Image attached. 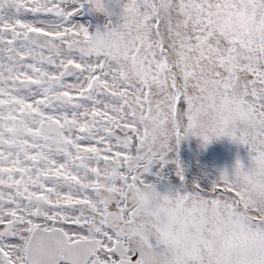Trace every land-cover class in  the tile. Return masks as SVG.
I'll return each mask as SVG.
<instances>
[{
	"label": "snow or ice",
	"instance_id": "6c2138e0",
	"mask_svg": "<svg viewBox=\"0 0 264 264\" xmlns=\"http://www.w3.org/2000/svg\"><path fill=\"white\" fill-rule=\"evenodd\" d=\"M119 3L127 65L69 0H0V264H264V50L244 38L253 51L234 62L235 42L210 31L214 0ZM256 32L264 0H251ZM209 82L251 101L258 125L218 133L251 162L161 195L144 176L175 163L184 179L168 157Z\"/></svg>",
	"mask_w": 264,
	"mask_h": 264
},
{
	"label": "clouds",
	"instance_id": "9594fccd",
	"mask_svg": "<svg viewBox=\"0 0 264 264\" xmlns=\"http://www.w3.org/2000/svg\"><path fill=\"white\" fill-rule=\"evenodd\" d=\"M113 0H95L94 11L106 17L117 15L112 7ZM119 2V0H117ZM219 7L213 10L210 31L217 37L233 43L232 59L236 63L246 60L252 48L245 44L244 38H250L264 50V37L259 32L248 33L250 22L251 0H214ZM125 13L121 9L119 16ZM178 42V37L175 38ZM100 42L107 53V60L114 64L127 65L132 59V42L126 29L115 25L101 32ZM185 116L190 123L185 128L182 141L196 139L204 142L209 137L212 142L220 139L218 133L227 131L241 122H250L255 127L260 122L252 113L251 101L246 100L238 87L233 86L225 91L212 83L201 86L196 97L186 107ZM141 127H149L145 118L140 121ZM150 195V194H149Z\"/></svg>",
	"mask_w": 264,
	"mask_h": 264
},
{
	"label": "rangeland",
	"instance_id": "374dc122",
	"mask_svg": "<svg viewBox=\"0 0 264 264\" xmlns=\"http://www.w3.org/2000/svg\"><path fill=\"white\" fill-rule=\"evenodd\" d=\"M69 6L70 8H80L73 23L84 24L91 31L95 32L97 29L103 31L109 23L115 25L119 22V12L121 11L122 4L117 2V0H113L111 6L117 12V15L113 17H106L95 12L87 0H69ZM172 148L173 151L170 153L168 159L179 161L183 169L184 179L181 180L177 176L175 163L153 164L145 175H150L151 171L160 173L156 175L162 178L158 177L155 183L149 176H144L145 180L156 186V190L161 195L190 194L194 192L198 184L210 188L223 172L227 171L231 174L238 160L245 167L251 162L247 147L237 144L227 137L214 140L207 145L203 141L189 139L181 141L178 148L173 143Z\"/></svg>",
	"mask_w": 264,
	"mask_h": 264
},
{
	"label": "flooded vegetation",
	"instance_id": "af4514ba",
	"mask_svg": "<svg viewBox=\"0 0 264 264\" xmlns=\"http://www.w3.org/2000/svg\"><path fill=\"white\" fill-rule=\"evenodd\" d=\"M177 156V155H176ZM150 175H145V176H149L150 178H152V181L155 183L156 182V180H158V177L160 178V176H158V175H156V174H160V173H155V171H151L150 173H149ZM162 178V177H161ZM160 178V179H161ZM147 183H151V182H149V181H147V180H145ZM167 195V194H166Z\"/></svg>",
	"mask_w": 264,
	"mask_h": 264
}]
</instances>
